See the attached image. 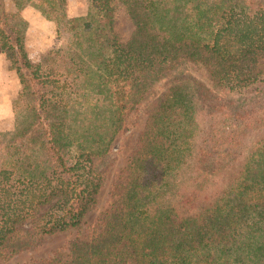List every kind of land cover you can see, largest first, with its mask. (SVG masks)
Here are the masks:
<instances>
[{
  "label": "trees",
  "instance_id": "16d2710c",
  "mask_svg": "<svg viewBox=\"0 0 264 264\" xmlns=\"http://www.w3.org/2000/svg\"><path fill=\"white\" fill-rule=\"evenodd\" d=\"M93 1L79 17L64 0L40 4L68 35L57 56L88 52L83 88L30 59L28 23L0 0V50L24 103L15 155L0 153V264L83 225L105 178L95 158L109 159L141 106L147 124L112 206L91 236L31 264H264V117L234 98L264 83V0ZM188 64L205 80L179 70Z\"/></svg>",
  "mask_w": 264,
  "mask_h": 264
},
{
  "label": "rangeland",
  "instance_id": "374dc122",
  "mask_svg": "<svg viewBox=\"0 0 264 264\" xmlns=\"http://www.w3.org/2000/svg\"><path fill=\"white\" fill-rule=\"evenodd\" d=\"M41 2L42 0L38 4L39 11ZM84 2L83 13L85 15L83 16H86L94 1L84 0ZM65 7L66 5L64 9ZM53 25L47 26L45 32L36 29L32 31L28 38L25 36V46L29 57L34 63L55 62V66L62 67L69 75L70 81L81 77L79 83L84 88L88 82L82 79L80 63L82 60L86 61L89 54L83 49H74L75 53L63 57L57 56L56 52L58 50L68 47V35L59 34L56 23L53 22ZM115 30L122 43H127L130 40L134 25L124 9H120L117 14ZM9 67V62L0 50V153L2 158L6 160L15 155L16 151L10 148L9 144L10 134L14 131L17 123L18 111H22V106L24 107V103L20 99L21 85L19 78ZM179 70L185 71V73L196 78H205L202 74L204 72L198 66L183 65ZM234 96L237 102L235 105L240 107V111L253 110V112L260 114V117H264V83L248 90L243 96ZM229 100L231 101V99ZM148 111L149 107L147 106L136 107L130 111L125 119L123 131L112 144L109 159L95 158L97 164H100V161L105 162L98 168L105 178L96 196V203L87 213L83 225L78 229L42 239L35 248L19 253L6 264H31L35 261L45 260L53 257L56 253L68 252L69 247L75 240L91 236L102 214L112 206L115 200L113 196L114 189L119 184L129 160L138 150L140 137L147 124ZM206 112L201 111V108L199 109V113Z\"/></svg>",
  "mask_w": 264,
  "mask_h": 264
},
{
  "label": "crops",
  "instance_id": "0c3cea01",
  "mask_svg": "<svg viewBox=\"0 0 264 264\" xmlns=\"http://www.w3.org/2000/svg\"><path fill=\"white\" fill-rule=\"evenodd\" d=\"M4 6L8 12H18L23 19L28 23L26 38L38 29L45 32L47 26H52L53 22L47 20L39 11V3L41 0H3ZM65 10L69 16L79 17L85 15L83 13L85 2L84 0H64ZM54 26V25H53Z\"/></svg>",
  "mask_w": 264,
  "mask_h": 264
}]
</instances>
